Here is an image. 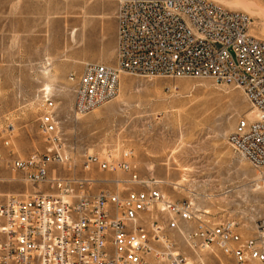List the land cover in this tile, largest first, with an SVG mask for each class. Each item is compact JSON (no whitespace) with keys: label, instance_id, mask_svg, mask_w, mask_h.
<instances>
[{"label":"built area","instance_id":"built-area-1","mask_svg":"<svg viewBox=\"0 0 264 264\" xmlns=\"http://www.w3.org/2000/svg\"><path fill=\"white\" fill-rule=\"evenodd\" d=\"M115 67L86 64L77 84L75 119L119 95L124 74L144 79H212L241 90L257 118H242L228 138L236 155L264 169V40L251 34L252 18L210 0H117ZM38 103L45 153L4 160L33 185L52 193L0 194V264H264V221L252 236L234 222H213L187 200L174 201L141 180L132 153L119 159L88 154L84 168L128 174L115 188L77 174L60 177L52 166H71L65 132L51 90ZM9 146V143H5ZM2 181V180H0ZM146 189L129 188L130 185Z\"/></svg>","mask_w":264,"mask_h":264},{"label":"rangeland","instance_id":"rangeland-1","mask_svg":"<svg viewBox=\"0 0 264 264\" xmlns=\"http://www.w3.org/2000/svg\"><path fill=\"white\" fill-rule=\"evenodd\" d=\"M210 1L248 14L251 34L264 40V0ZM100 5L103 0H0L1 156L25 159L51 149L38 130V98L47 86L66 134L65 145L57 149L72 158L71 166L51 171L95 179L94 193L113 189L130 175L96 166L86 172L85 157L119 159L131 152L141 180L164 182L157 188L172 200H187L208 220L234 222L242 235L252 236L264 221V169L240 159L228 143L242 118L257 117L241 90L212 79L124 74L115 100L73 117L77 85L69 77L79 78L86 62L116 64L114 27L108 18L94 16ZM0 180V188L22 190L6 194H55L47 185L27 183L21 171L6 165L0 167ZM206 258L208 264H228L221 254L222 263L211 254Z\"/></svg>","mask_w":264,"mask_h":264},{"label":"crops","instance_id":"crops-1","mask_svg":"<svg viewBox=\"0 0 264 264\" xmlns=\"http://www.w3.org/2000/svg\"><path fill=\"white\" fill-rule=\"evenodd\" d=\"M104 5H100L94 12V16L97 17V19H105L108 18L110 24L113 25V38L116 42V46H115V55L114 58L116 59V54H117V21H116V16H117V9H118V2L117 0H103ZM112 27V26H111ZM110 48V47H109ZM111 50V48L109 49ZM108 61L110 62L113 58V54H108ZM87 63H93V62H86ZM84 64V65H85ZM95 64H99V63H95ZM101 64V63H100ZM101 65H107L110 66L108 64H101ZM112 66V65H111ZM13 182V180L11 181ZM22 191L21 189H16V188H0V192L1 193H14V192H19Z\"/></svg>","mask_w":264,"mask_h":264},{"label":"bare ground","instance_id":"bare-ground-1","mask_svg":"<svg viewBox=\"0 0 264 264\" xmlns=\"http://www.w3.org/2000/svg\"><path fill=\"white\" fill-rule=\"evenodd\" d=\"M224 7V6H223ZM118 10L119 9H117V13H118ZM116 21H117V18H116ZM117 32H118V21H117ZM116 57H117V54H116ZM87 64H95V63H87ZM86 65V64H85ZM107 66V65H106ZM85 67V66H84ZM110 67H115V65H113V66H110ZM84 70V69H83ZM121 81V80H120ZM71 82V81H70ZM77 85V84H76ZM46 87V90H49L50 88H48L47 86H45ZM120 87V86H119ZM75 104V103H74ZM74 107V106H73ZM102 107V106H101ZM100 108V107H99ZM98 109V108H97ZM256 113V112H255ZM257 118V117H256ZM250 120H252V119H250ZM145 181V180H144ZM155 182H158V184L159 183H164V182H162V181H155ZM157 184V185H158ZM161 189V188H160ZM163 192V191H162ZM164 193V192H163ZM165 194V193H164Z\"/></svg>","mask_w":264,"mask_h":264}]
</instances>
